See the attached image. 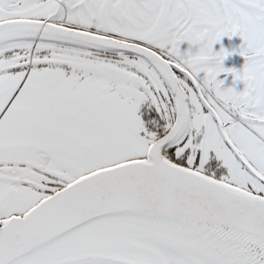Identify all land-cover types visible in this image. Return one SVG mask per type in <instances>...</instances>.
Segmentation results:
<instances>
[{
    "label": "snow or ice",
    "instance_id": "6c2138e0",
    "mask_svg": "<svg viewBox=\"0 0 264 264\" xmlns=\"http://www.w3.org/2000/svg\"><path fill=\"white\" fill-rule=\"evenodd\" d=\"M0 264H264V0H0Z\"/></svg>",
    "mask_w": 264,
    "mask_h": 264
},
{
    "label": "flooded vegetation",
    "instance_id": "af4514ba",
    "mask_svg": "<svg viewBox=\"0 0 264 264\" xmlns=\"http://www.w3.org/2000/svg\"><path fill=\"white\" fill-rule=\"evenodd\" d=\"M242 44V40L239 36L233 37L232 39H228L224 37L222 41L214 46L215 51H219L221 47H224L228 51L235 50V54L231 55L225 60L224 66L225 68H234L237 71L242 69L244 64V58L238 54V50L240 45ZM187 43L181 45V49L187 50ZM220 79L225 80V87H235L237 91H243L244 84L243 82H235L234 78L230 74H222Z\"/></svg>",
    "mask_w": 264,
    "mask_h": 264
}]
</instances>
